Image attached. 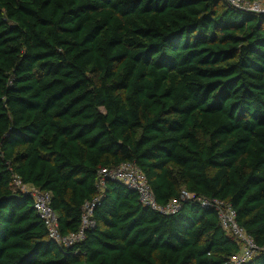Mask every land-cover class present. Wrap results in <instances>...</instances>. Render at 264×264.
<instances>
[{
    "label": "trees",
    "instance_id": "obj_1",
    "mask_svg": "<svg viewBox=\"0 0 264 264\" xmlns=\"http://www.w3.org/2000/svg\"><path fill=\"white\" fill-rule=\"evenodd\" d=\"M124 163L179 210L101 189ZM17 182L51 194L63 235L93 204L85 239H49ZM214 200L264 247V15L224 0H0V264H232L241 248Z\"/></svg>",
    "mask_w": 264,
    "mask_h": 264
},
{
    "label": "built area",
    "instance_id": "obj_2",
    "mask_svg": "<svg viewBox=\"0 0 264 264\" xmlns=\"http://www.w3.org/2000/svg\"><path fill=\"white\" fill-rule=\"evenodd\" d=\"M233 8L264 15V0H224ZM107 179L119 181L127 186L130 190L137 192L140 201L144 207L165 215L175 214L180 207V201L172 200L166 205H160L153 194L151 186L146 176L133 163H124L116 169H103L100 172L98 186L102 189ZM22 187V191L29 193L34 200V208L40 218L43 220L49 239L57 245L70 247L85 239V230L93 225L90 218L93 214V204L85 206L83 216V225L81 231L69 235H63L60 231L59 218L51 206V194L40 191L34 187L21 186L20 182L16 183ZM183 199H191L193 196L183 192ZM98 199H96L97 201ZM204 206L212 205L218 212V217L223 230L231 235L240 245V251L231 257L232 264H245L264 251V247L259 246L254 238L239 225L237 220V211L226 201L214 200L203 201Z\"/></svg>",
    "mask_w": 264,
    "mask_h": 264
}]
</instances>
